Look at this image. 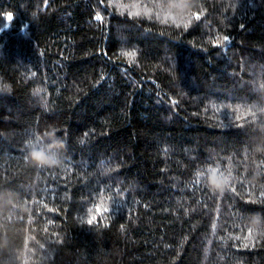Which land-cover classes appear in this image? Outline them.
<instances>
[{
	"label": "trees",
	"instance_id": "1",
	"mask_svg": "<svg viewBox=\"0 0 264 264\" xmlns=\"http://www.w3.org/2000/svg\"><path fill=\"white\" fill-rule=\"evenodd\" d=\"M0 13V264H264V0Z\"/></svg>",
	"mask_w": 264,
	"mask_h": 264
},
{
	"label": "clouds",
	"instance_id": "2",
	"mask_svg": "<svg viewBox=\"0 0 264 264\" xmlns=\"http://www.w3.org/2000/svg\"><path fill=\"white\" fill-rule=\"evenodd\" d=\"M34 95L37 97L41 96V90H37L34 92ZM40 106L43 108H47L46 101L41 99ZM57 145V142L55 140L52 141L48 147H40L36 145L34 141H29V156L31 161L37 166V167H56L61 165V160L59 157L58 152H53V148H55ZM224 184V177L220 175L215 170H212L209 173L208 176V185L211 190H220L218 186H223Z\"/></svg>",
	"mask_w": 264,
	"mask_h": 264
},
{
	"label": "snow or ice",
	"instance_id": "3",
	"mask_svg": "<svg viewBox=\"0 0 264 264\" xmlns=\"http://www.w3.org/2000/svg\"><path fill=\"white\" fill-rule=\"evenodd\" d=\"M0 17H2V22H0V33L4 32V30L8 27H10L11 22L14 20V15L12 13H0ZM97 19H101V17L97 16ZM197 19H199V15L197 14L196 16ZM227 39V38H225ZM126 55H133L131 53H128ZM211 171V169H207L206 170V174H205V180L207 182V173ZM108 209L105 208L104 211H107ZM97 213L101 212V207L98 205L96 208ZM96 219V216H92L91 219L87 220L88 224H91L93 222V220Z\"/></svg>",
	"mask_w": 264,
	"mask_h": 264
}]
</instances>
